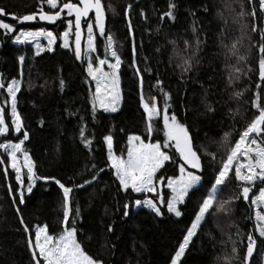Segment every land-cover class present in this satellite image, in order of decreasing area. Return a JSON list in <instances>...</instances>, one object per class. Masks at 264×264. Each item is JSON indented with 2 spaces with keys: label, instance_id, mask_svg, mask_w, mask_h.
Returning a JSON list of instances; mask_svg holds the SVG:
<instances>
[{
  "label": "trees",
  "instance_id": "16d2710c",
  "mask_svg": "<svg viewBox=\"0 0 264 264\" xmlns=\"http://www.w3.org/2000/svg\"><path fill=\"white\" fill-rule=\"evenodd\" d=\"M106 9V34H111L117 44V50L123 61L120 69L122 104L118 112L108 113L98 110L93 118L91 113V94L93 81L87 77L86 64L76 60L71 49L62 45V33L66 23L55 25L35 22L19 24L6 19L5 22L16 26L17 32L5 35L0 30V73L5 82L18 78V57H25L24 89L18 94V111L24 127L29 133L24 148L35 161L37 174L55 176L61 182L71 186L90 179L98 168L106 170L99 173V179L84 189H74L73 204L81 210L82 219L77 221L78 239L84 244L90 255L98 257L104 264H170L185 229L190 226L197 206L204 196L203 189L190 196L181 206L180 218L166 212L157 216L151 210L141 207L136 209L133 198L139 194L124 193L118 187L114 175L106 163V144L103 136L112 134L114 151L117 155H127L128 136L139 134L146 136V113L143 111L141 91L138 79L131 66L133 59L141 68H151V75L144 73L143 95L145 100L155 96L161 108L165 97L156 88L152 77L158 76L164 81V90L172 95L169 112L175 111L179 119L187 123L197 140L217 152V160L224 155L227 145L220 142L225 133H231L230 141L238 139L237 133L256 113L252 107L255 93L258 91V51L249 49V42L244 39L239 55L247 56V66L252 71L242 75L239 80L229 84L228 77L234 67L246 68L244 62L238 63L237 56H225L223 44H231L241 36V24L234 23L232 16L223 9L221 0H102ZM170 2L176 4L175 22L161 15L168 10ZM132 4L130 13L132 32L135 35L136 56L131 51V35L125 16L126 5ZM247 7V4H245ZM0 7L8 13L18 16L38 11V0H0ZM234 8L239 11L238 5ZM207 8L208 11H204ZM115 9V12H113ZM49 9L45 6V11ZM224 12L227 23L221 18ZM144 13V15L141 14ZM145 15L147 18H145ZM264 17V12H258ZM197 32H192L194 25ZM250 23V18L245 21ZM47 29L57 34L54 51L35 55V49L29 45H17L15 35L23 29ZM86 31V28H85ZM199 37L202 41L197 55L199 61L190 73L181 77L178 57L174 47L183 49V41L194 42ZM258 39L252 35V43ZM104 37L97 36V55L104 52ZM175 40L176 46L170 42ZM159 48V51L156 49ZM147 57V59H145ZM62 70V71H60ZM65 81L64 90H60L59 79ZM29 83L32 85L29 90ZM247 89V91H245ZM235 91L244 92L242 100L232 98ZM264 103V93H261ZM6 93L0 90V101ZM215 108L207 110L206 105ZM187 109L185 118L184 110ZM239 109L240 115L233 118L230 110ZM6 121L10 132L0 136V143L11 140L18 142L17 134L11 131L10 108H5ZM43 122V123H41ZM86 125L85 136L93 140L92 151L84 147L80 138V129ZM155 131L152 139L162 137V120L154 121ZM22 139V134L19 136ZM0 155L9 165L3 150ZM95 163L96 168H92ZM213 164L206 168L203 185L207 188L213 179ZM4 165L0 164V264H32L27 243V234L23 231L15 207L6 189V180L2 174ZM169 175L178 174L174 167L168 169ZM9 180L16 184L14 173L9 167ZM237 191V182L229 179L221 199L232 196ZM167 195V190H165ZM147 197V196H145ZM144 197V198H145ZM25 204L20 206L21 214L30 229L35 232L36 225H49L52 234L61 231L62 191L54 182L38 180L31 195H25ZM132 205L129 215H123V205ZM231 214L213 213L202 225L193 238L181 264H217V257H222L231 249V240H240L238 244L241 260L246 252V236L254 232V206L242 202L233 205ZM249 215L252 216L249 219ZM71 219V218H70ZM112 227L109 232L108 227ZM239 232V236H237ZM254 264H264V243L257 240V252ZM240 264V261L234 262Z\"/></svg>",
  "mask_w": 264,
  "mask_h": 264
},
{
  "label": "snow or ice",
  "instance_id": "6c2138e0",
  "mask_svg": "<svg viewBox=\"0 0 264 264\" xmlns=\"http://www.w3.org/2000/svg\"><path fill=\"white\" fill-rule=\"evenodd\" d=\"M222 7L232 16L234 23L241 24V36L236 38L231 44H223L225 56H237L238 63L244 62L246 68L234 67L229 74L228 82L232 84L234 80H239L242 75L251 72V67L247 66V56L239 55L240 46L244 39L249 42V49L255 47L258 51V76L259 81L264 83V17L258 16V12H264V0H221ZM236 4L239 11L233 7ZM247 4V7L245 6ZM45 6L49 9L45 11ZM133 5L128 4L125 8L127 17V27L131 35V51L133 58L136 56L135 35L132 32V20L130 13ZM176 4L170 2L168 10L161 15L163 20L167 17L175 22L176 16L174 10ZM204 11H208L204 8ZM115 12V9H113ZM144 15L143 12H141ZM0 16H11L19 24L28 22L44 21L55 25L57 22L66 23V30L62 33L63 48L69 49L74 53L76 60L86 64L87 77L95 82V89L91 94V113L93 118L98 110L108 113L119 111L121 103L120 89V69L123 63L117 50V44L111 34H106L105 20L106 9L102 0H38V11L32 14L18 16L8 13L5 8L0 7ZM222 19L227 23V17L222 11ZM145 18L147 16L145 15ZM250 18V23L245 22ZM84 28L87 30L86 51L82 47V37ZM0 30L5 35L17 32L14 24L5 22L0 18ZM192 32H197V27H192ZM258 36L257 41L252 43V35ZM74 35L73 42H70V36ZM97 36L104 37V52L102 57L97 55L98 48L96 44ZM40 37L47 38V47L36 43V56H40L43 51H54V45L57 41V34L53 31L41 28L38 31L20 30L15 35L14 42L25 44L31 41H38ZM176 46V41L170 42ZM202 41L199 37L194 42L183 41V49L174 47L178 57V67L181 70V77L190 73L195 64H198V52ZM159 51V48L156 49ZM147 59V57L145 58ZM19 75L18 78H12L5 82L3 74L0 73V90L6 93V98L0 101V136H7L10 132L9 122L6 121L5 108H10L12 126L11 131L17 134L18 142L6 140L0 143V149L6 154L10 165L5 163V159L0 155V164H3L2 174L6 180V189L8 195L15 207L19 223L23 231L27 234V243L31 253L32 264H104V261L98 257L90 255L85 250L84 244L78 239L77 221L81 220V210L74 206L72 193L74 189H84L86 186L97 181L99 173H103L104 167L98 168L90 179L82 183L71 186L66 185L55 176H40L36 171L35 161L24 148L25 141L29 139V133L24 127V121L18 111V94L24 89V63L23 55L18 57ZM134 74L138 79L141 91V101L143 111L146 113V136L139 134L129 135L126 157L117 155L114 151V137L112 134L103 136V142L106 144L107 156L106 163L108 170L112 172L115 180L118 182L119 189L128 194H139V198H133L136 207H146L157 216L164 215L163 209L167 213L174 214L180 218L184 213L181 206L186 204L191 195L196 191L203 189L204 196L197 206L190 226L185 229L182 241L179 243L170 264H181L182 257L185 255L193 238L197 236L203 223L214 212L231 214L234 211L233 205L237 202L254 206V232L246 236V252L241 260L238 244L240 240L231 241L230 251H226L222 257H217V264H234L240 261V264H254V253L257 248V240L264 243V103H262L261 93H264L262 84H257L258 91L255 93V100L252 107L256 113L245 124L242 130L238 131V139L235 142L230 141L231 133H225L220 145L228 146L224 155L217 160V152L209 151V148L203 144L197 143L190 126L182 122L175 111L169 112L172 99L170 92L164 90V81L158 76L152 77L156 87L165 97L163 108L160 107L158 99L155 96L145 100L143 95L144 73L151 75V68H145L143 72L133 59L131 65ZM105 67L109 70L105 71ZM62 71V70H60ZM60 90H64L65 81L59 79ZM32 85L29 83L28 88ZM247 91V89H245ZM244 92L235 91L232 98L239 102L242 100ZM206 108L214 112L215 108L207 104ZM230 114L235 118L240 115L239 109L230 110ZM185 118L187 109L184 110ZM162 120V137L153 140L152 134L155 131L154 121ZM43 123V122H41ZM86 125L80 129V138L84 147L89 152L92 151L93 140L85 136ZM22 134V139L19 138ZM147 140V142H146ZM19 154V155H18ZM22 156V160H21ZM214 168L213 179L207 188H204L203 180L206 174V168ZM9 167L14 173L16 184L13 188V182L9 180ZM174 167L178 174L169 175L168 169ZM92 168H96L95 163ZM237 182V191L226 199L220 196L227 187L229 179ZM38 180L45 182H54L62 191V218L60 219L61 231L52 234L49 232V225H36L34 238L33 232L25 222L21 214L20 206L25 204V195H31ZM167 190V195L165 194ZM147 196V198H144ZM254 197V198H253ZM132 205L125 203L123 205V215H129L128 209ZM71 218V219H70ZM252 216L249 215V219ZM111 232V226L107 229ZM237 232V236H239Z\"/></svg>",
  "mask_w": 264,
  "mask_h": 264
},
{
  "label": "rangeland",
  "instance_id": "374dc122",
  "mask_svg": "<svg viewBox=\"0 0 264 264\" xmlns=\"http://www.w3.org/2000/svg\"><path fill=\"white\" fill-rule=\"evenodd\" d=\"M23 30H25V31H38V30H40V29H31V28H27V29H23ZM45 30H47V29H45ZM48 31H51V30H48ZM18 34H19V32H18ZM17 34V35H18ZM86 40H87V30H86V37H85V40H84V45H83V48H84V50L86 51ZM37 42H39L42 46H44V47H47V38L46 37H40L39 39H38V41H31V42H29V43H25V44H17V45H26V44H29V45H31L34 49H35V51H36V43ZM70 42H73V47H74V35L73 36H70ZM62 45H63V38H62ZM54 48H55V45L53 46ZM69 49H71V48H69ZM44 52H47V51H43L42 53H44ZM49 52H52V51H49ZM41 53V54H42ZM109 69L107 68V67H105V71H108ZM93 85H94V89H95V82L93 81ZM120 89H121V97L123 98V96H122V87H121V82H120ZM122 98H121V103H120V107H121V104H122ZM120 107H119V109H120ZM102 110V109H101ZM146 142H147V140H146ZM19 155V154H18ZM21 160H22V156H21ZM9 165H10V161H9ZM145 198H147V197H145ZM254 198V197H253ZM136 207V206H135ZM139 208H141V207H136V209H139ZM146 208V207H145ZM148 209V208H147Z\"/></svg>",
  "mask_w": 264,
  "mask_h": 264
},
{
  "label": "water",
  "instance_id": "95a60500",
  "mask_svg": "<svg viewBox=\"0 0 264 264\" xmlns=\"http://www.w3.org/2000/svg\"><path fill=\"white\" fill-rule=\"evenodd\" d=\"M2 17L14 21V20L11 18V16H2ZM36 22H37V21H36ZM38 22H40V23H42V24H48L47 22H44V21H38ZM31 23H35V22H28V23H25V24H31ZM48 25H50V24H48ZM85 37H86V31H85V28H84V35H83V37H82V47H83V45H84ZM256 252H257V248H256V251H255V253H254V256H255Z\"/></svg>",
  "mask_w": 264,
  "mask_h": 264
}]
</instances>
